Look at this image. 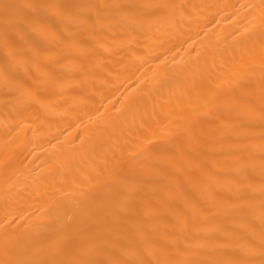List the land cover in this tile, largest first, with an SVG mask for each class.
<instances>
[{"label": "bare ground", "instance_id": "1", "mask_svg": "<svg viewBox=\"0 0 264 264\" xmlns=\"http://www.w3.org/2000/svg\"><path fill=\"white\" fill-rule=\"evenodd\" d=\"M0 264H264V0H0Z\"/></svg>", "mask_w": 264, "mask_h": 264}]
</instances>
